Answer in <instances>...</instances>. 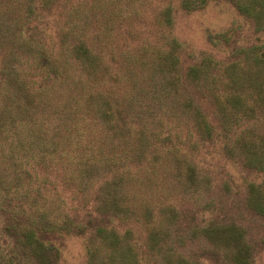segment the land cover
Masks as SVG:
<instances>
[{
    "label": "rangeland",
    "instance_id": "obj_1",
    "mask_svg": "<svg viewBox=\"0 0 264 264\" xmlns=\"http://www.w3.org/2000/svg\"><path fill=\"white\" fill-rule=\"evenodd\" d=\"M181 1L0 0V192L29 226L59 219L57 264L106 262L112 231L136 264H264V105L189 74L264 52V28Z\"/></svg>",
    "mask_w": 264,
    "mask_h": 264
},
{
    "label": "trees",
    "instance_id": "obj_2",
    "mask_svg": "<svg viewBox=\"0 0 264 264\" xmlns=\"http://www.w3.org/2000/svg\"><path fill=\"white\" fill-rule=\"evenodd\" d=\"M215 1L219 0H182L181 8L185 12L190 13L202 10ZM225 1L230 3L240 14L251 19L256 26H260V29L264 28V0ZM168 7H171V5H168ZM169 14L171 15L170 17H166V25L168 27H173L174 19L171 8L169 9ZM208 41L209 43H221L224 42L225 39H222V36H213L212 33H209ZM26 43L29 44V42ZM227 47L230 46L224 45V49H227ZM223 53L225 55L226 52L223 51ZM239 53L244 55L242 65H239ZM231 55L237 57V59L235 58L232 62L233 65L223 64L225 63L224 58L223 60L221 59L219 62L220 64L214 66L213 61L216 59L211 61L212 58L208 56V60L210 61L207 60L209 64L204 69L201 70L199 67H192L189 74L193 77H198L200 82L206 83L209 79L210 85L214 82L218 86H225L226 89L223 94L227 93L231 95L230 101L232 103H230L227 96L223 95L220 104L227 101L230 103L231 107L240 106L243 104L242 102L247 99L243 92L249 91L254 93L257 101L264 105V52L258 50L254 51L251 47L248 49L244 48L243 50L240 49V47H235L233 50H227L225 57L229 58ZM250 71L251 73L245 77V83L240 84L238 82L237 72L242 73L244 77V74ZM208 90L212 92V88ZM218 92H222V90ZM234 109L238 111L236 107ZM238 112L240 113L241 111ZM82 128V126L78 128L77 133L80 134L78 139L77 136H75V139L79 142V146L85 150H94L96 142H98L96 130L92 127L87 129ZM113 157L111 158L113 159L112 164H114V166H118L119 163L122 164L124 160L122 156ZM8 192V190L5 191V193ZM6 200V196L0 192V224L3 216L5 218L3 221L5 225L3 227L0 225V264H57L60 257V250L52 244V240L54 239L50 238L49 233L56 229V224H58L60 229L64 227L59 225V219H57V223L49 225L48 218L46 217L47 213H42L40 214L41 221L38 225L29 226L23 222V219L16 217L14 213L5 208L6 205H10V200L7 204L5 203ZM61 202L62 201H60V204ZM251 204L254 205L253 202H251ZM87 228L88 227H86V229ZM66 232L67 234L70 233L67 230ZM101 233L103 232H99V234ZM112 233H108V239H106V235L103 237V244L107 247L106 249L110 251V254L107 256L106 262L100 260L99 264H136L131 257L133 246L130 245L129 242H126L125 239H119L115 231H112ZM95 252L96 251H94V253ZM97 253L99 254L100 252ZM118 260H121V262Z\"/></svg>",
    "mask_w": 264,
    "mask_h": 264
}]
</instances>
